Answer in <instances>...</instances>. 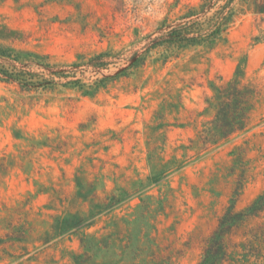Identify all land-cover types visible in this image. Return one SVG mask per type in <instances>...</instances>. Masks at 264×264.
<instances>
[{
  "label": "rangeland",
  "instance_id": "obj_1",
  "mask_svg": "<svg viewBox=\"0 0 264 264\" xmlns=\"http://www.w3.org/2000/svg\"><path fill=\"white\" fill-rule=\"evenodd\" d=\"M204 1L0 0V264H198L232 201L264 192V0H236L214 40L151 42ZM232 79L256 90L248 126L202 150L205 99ZM251 228L261 254L243 264H264V212Z\"/></svg>",
  "mask_w": 264,
  "mask_h": 264
},
{
  "label": "trees",
  "instance_id": "obj_2",
  "mask_svg": "<svg viewBox=\"0 0 264 264\" xmlns=\"http://www.w3.org/2000/svg\"><path fill=\"white\" fill-rule=\"evenodd\" d=\"M235 1L205 0L199 10L189 11L187 15L179 19L176 26L171 27L169 31L160 37L154 38L151 42L154 46L176 44L184 47L214 40L225 32L231 22L233 16L232 4ZM220 2H223V4H219ZM213 7H216V10L209 16ZM108 56L109 54L105 53L95 55L86 63V67L97 70L104 64ZM45 69H51V67L47 65ZM7 74V71H2V78L18 80L12 79ZM73 75L59 74L60 77L57 82L67 78L75 79ZM34 78L36 77H29L28 81L31 83ZM73 84H77V81ZM255 95L256 90L253 86L242 84L238 79L213 84L210 96L205 99L204 114L208 115L209 119L197 134V145L202 150H207L234 134L243 132L249 123V114L253 109ZM115 202L116 200L113 197H108L104 202L92 203L90 211L85 216L76 213L56 218L50 226L47 238L61 236L71 230L76 232L92 225L99 213L110 209ZM263 212L264 192L243 210L237 211L233 200L232 204L218 218L216 226L205 238L202 258L198 264H243L250 262L252 259L257 261L261 252L256 243L262 241L263 232L260 228H251L247 232H242V229L250 218L258 217ZM246 234L249 237L243 241L236 242L234 240L235 237L245 236ZM74 264L85 263L80 261L79 257H75Z\"/></svg>",
  "mask_w": 264,
  "mask_h": 264
}]
</instances>
